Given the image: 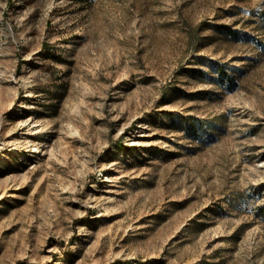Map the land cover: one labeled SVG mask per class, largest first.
Wrapping results in <instances>:
<instances>
[{
  "label": "rangeland",
  "instance_id": "rangeland-1",
  "mask_svg": "<svg viewBox=\"0 0 264 264\" xmlns=\"http://www.w3.org/2000/svg\"><path fill=\"white\" fill-rule=\"evenodd\" d=\"M0 264H264V0H0Z\"/></svg>",
  "mask_w": 264,
  "mask_h": 264
}]
</instances>
